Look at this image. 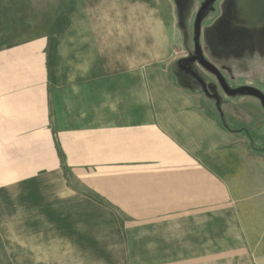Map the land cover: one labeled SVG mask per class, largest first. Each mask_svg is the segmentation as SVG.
<instances>
[{"label":"rangeland","instance_id":"rangeland-1","mask_svg":"<svg viewBox=\"0 0 264 264\" xmlns=\"http://www.w3.org/2000/svg\"><path fill=\"white\" fill-rule=\"evenodd\" d=\"M76 1H72L73 8H70L73 15ZM175 1L179 22L173 0H130L123 4L106 3L102 9L87 8L92 18L103 11L101 17L104 18L99 17V24L93 25V31H106L114 37L102 40L106 48L118 44L122 49L126 48L125 51H130L127 47L158 48L149 50L154 53L152 56H120L121 67L140 69L133 73L147 75V78L152 72V86L146 89L125 87L126 82L118 77L123 79L124 71L81 72L80 55H74V49L70 53L71 50L64 46L68 24L58 27L61 16L58 13V38L51 41L49 48L50 90L57 114V165L56 168H36L34 172L37 171L41 178L25 185V197L30 198L28 203L31 205L25 209L30 223H21L22 214L15 212H21L22 208L17 206L16 199L12 201L11 215H5L0 225L8 228V231H0V264H20L16 260L18 252L33 254L32 247L17 249L6 242L15 238L19 228L15 244L19 242V246H23L24 237L31 239V234L25 232V236L22 228L27 226L32 231L50 230L51 235H55L56 264H244L240 259H222L223 249H217L216 262H205L209 258L202 259V263L183 258L192 252L176 246L178 222H200L203 215H192V211L209 207L216 214L218 223L223 222L226 203L219 195L217 199H201L194 203L183 197L186 193L178 190L182 184L164 182V176L174 178L175 182L182 179L177 173L183 168L178 169L176 164L168 162L178 164L199 158L208 161L209 153L182 152L171 141L167 144L173 138L163 133L168 130L175 138L182 135L181 131L176 132L175 126L172 128L176 124L171 118L176 107L168 103L169 96L179 97L177 89L201 95L206 101L203 110L216 114L224 126L226 112L242 115L245 112L254 117L256 106L252 94L248 91L229 94L227 91L264 87V59L258 55L252 59L253 68L260 65L257 70L262 68V71L249 70L251 68L244 65L250 55L257 54L251 41L244 43V26L256 24L244 25L237 20L244 0H224L225 3L222 0L223 3H218L220 0ZM246 2L260 4V0ZM262 3L264 5V0ZM216 13H219L217 19ZM160 15L165 16L167 23L168 55L159 53L160 40L156 39L155 30L153 37L144 31L148 26L146 22L151 23ZM117 59L112 55L101 58L106 66L116 64ZM202 61L220 71L226 88ZM83 63H93L92 57H83ZM102 74L108 77L102 78ZM133 83L131 81L130 85ZM146 123L153 126L151 155L146 151L148 144L139 138L138 151H128L134 147L129 144H113L114 129L128 134L132 127L139 135L145 133L143 126ZM68 128L72 130L69 131L72 136L59 135ZM66 139H69L67 144ZM81 139L90 141L82 143ZM261 139L264 147V136ZM238 149L229 147L218 151L213 160L217 156L225 157L231 160L232 166H239L244 152ZM214 201L216 203L207 205ZM228 202L236 208L239 203L230 199ZM193 204L199 205L193 207ZM36 219L41 223L33 224ZM10 228L13 233L9 232Z\"/></svg>","mask_w":264,"mask_h":264},{"label":"crops","instance_id":"crops-1","mask_svg":"<svg viewBox=\"0 0 264 264\" xmlns=\"http://www.w3.org/2000/svg\"><path fill=\"white\" fill-rule=\"evenodd\" d=\"M72 1L0 0V225L5 215H11L15 199L17 206L22 208L21 212H15V214H22L21 223L31 222L25 210L31 208L28 203L30 198L25 197V185L41 178L37 171L34 172L36 168H56L57 165V114L50 90L49 48L51 41H56L58 38L57 28L60 25L68 24L64 34V46L71 50L70 53L74 49L73 54L80 55L79 70L81 72L107 73L113 71L120 73L124 71L123 79L122 76L118 77L126 82L125 87L132 89L139 86L146 89L147 86H152V72L148 78L147 75H137L133 72L140 69L121 67L120 56L125 54L135 57L136 55L152 56L154 53L149 50L153 48L158 50V48L127 47L130 51H125L126 48L122 49L120 44L106 48L102 40L114 37L106 31H93V25L99 24V17L104 18L101 17L103 11L97 12L95 15L98 17L95 18L88 15L87 8L96 6L102 9L106 3L123 4L129 3L130 0H77L75 15L70 12V8H73ZM173 1L179 22V8L176 1ZM262 1L260 0V4H257L244 0L240 7L241 13L236 16L237 20L244 22V25L249 23L257 25L258 22H263L264 5ZM58 13L61 16L57 27ZM146 23L148 26L144 27V31L153 37L155 30L156 39L160 40L159 53L168 55L169 37L165 16L160 15L155 21L151 20V23L148 21ZM153 24L155 27L152 26ZM100 29L102 30L103 27L100 26ZM108 55L118 57L117 63L106 66L101 58ZM257 55L264 59V53L250 55L244 63L251 68L249 70L262 71V68L257 70L260 65L253 68L252 59ZM85 56H91L93 63H83ZM250 61L251 67L248 64ZM102 75H100L102 78L108 77V75ZM262 80L264 81V74ZM131 81L134 82L132 86ZM257 89L264 93V87L259 86ZM177 90L180 91L177 95L179 97L169 96L168 103L176 107V113L171 117L176 124L172 125V128L175 126L176 132L181 131L182 135L181 138H175L168 130L164 131L165 133L162 132L173 138V140H166L167 144L171 141L182 152L209 153V159L208 161L200 160V158L190 159L188 162L183 161L178 164L168 162V164H176L178 169L183 168L177 173V177L182 179L175 182L174 178L164 176V182L182 184V188L178 190L186 193L187 196L183 197L193 200L194 203L201 199H217L218 195L220 198L224 197L226 207L224 208V221L219 223L210 207L192 211V215H203L202 221L178 222L176 246L190 250L192 254L183 258L192 259V262L202 263L201 260L205 258H209L205 262H216V256L219 254L217 249H223L222 259H240L244 261V264H264V147L261 139L264 136V106L253 97L252 102H255L256 106L254 117L245 112L244 115L226 112L225 127L216 114L212 115L203 110V104L206 101L201 95ZM208 103L213 104L210 100ZM256 104H259L260 110ZM143 127L145 133L139 135L134 132L135 128L132 130V127L128 134L114 129L113 144L115 146L129 144L134 147L128 148V151H138L136 145L139 138L145 142V145L148 144L149 148L146 151L151 155L154 138L153 126L151 123H146ZM70 130V128L65 129L59 135L72 136L73 133L69 134ZM82 136L85 135L82 134ZM81 141L85 143L90 140L81 139ZM65 142L69 143V139ZM229 147H238L239 151L244 152V158L239 166H232L231 160L225 157L220 159L217 156L213 160L216 152L225 151ZM38 195L41 198L40 192ZM229 199L239 201L237 208L236 205H232V202H228ZM215 201L207 205H212L216 203ZM198 205L193 204L192 206L197 207ZM33 222V224L41 223L39 219ZM22 228L25 236L26 233L31 234V239L24 237L23 246H19V242L16 245L17 232H20L17 228L15 238L10 241L7 239V244L17 249L32 247L34 251L32 255L18 252L17 262L20 264H27V262L56 264L54 249L57 248V240L55 235H51L50 230L35 229L32 231L29 226ZM1 230L5 232L8 228L3 225L2 228L0 227ZM9 232L13 233V229L10 228ZM212 257L215 258L212 259Z\"/></svg>","mask_w":264,"mask_h":264},{"label":"flooded vegetation","instance_id":"flooded-vegetation-1","mask_svg":"<svg viewBox=\"0 0 264 264\" xmlns=\"http://www.w3.org/2000/svg\"><path fill=\"white\" fill-rule=\"evenodd\" d=\"M222 1H224V0H222ZM222 1L220 0V1H218V3L219 2L223 3ZM245 1H247V0H245ZM224 3H225V1H224ZM200 11H202V9ZM218 14L219 13H216L215 19H217V17L219 16ZM220 14H221V11H220ZM199 19H200V17H199ZM243 32H244V43L246 40H248L249 42L251 41V43H252L253 47H255L257 53L263 54L264 53V48H263L264 43L261 44V41L264 39V16H263V22H261V24L256 25L254 27L244 26ZM254 88H256V87H254ZM258 91L260 92V94H259L260 97L256 96V95L255 96L253 95V97L257 98L260 101V103L264 106V93L262 91H260L259 89H258Z\"/></svg>","mask_w":264,"mask_h":264},{"label":"water","instance_id":"water-1","mask_svg":"<svg viewBox=\"0 0 264 264\" xmlns=\"http://www.w3.org/2000/svg\"><path fill=\"white\" fill-rule=\"evenodd\" d=\"M202 64L211 72L215 73L217 75V77L219 78V80L222 82V84L224 85V87L226 88V85L224 84V78L222 76V74L220 73V71L212 64L208 63L207 61H202ZM249 89H244V87H241L237 90H228L227 92L229 94H240L242 92L248 91L250 94L252 95H257L258 93H260L257 89L252 88V87H247Z\"/></svg>","mask_w":264,"mask_h":264},{"label":"trees","instance_id":"trees-1","mask_svg":"<svg viewBox=\"0 0 264 264\" xmlns=\"http://www.w3.org/2000/svg\"><path fill=\"white\" fill-rule=\"evenodd\" d=\"M260 93H258L256 96H259L260 97V95H259ZM226 127V126H225Z\"/></svg>","mask_w":264,"mask_h":264}]
</instances>
